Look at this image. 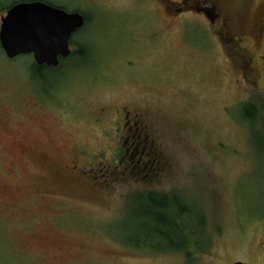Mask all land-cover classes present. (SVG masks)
<instances>
[{
	"label": "rangeland",
	"instance_id": "rangeland-1",
	"mask_svg": "<svg viewBox=\"0 0 264 264\" xmlns=\"http://www.w3.org/2000/svg\"><path fill=\"white\" fill-rule=\"evenodd\" d=\"M22 1L35 0H0V28ZM36 1L84 15L72 46L89 54L43 84L33 55L10 60L0 43V264H264V80L246 79L230 41L264 54V24L249 38L251 21L219 34L193 15L156 21L152 2ZM135 121L140 152L124 159ZM148 192L191 210L190 258L134 245L146 220L133 200Z\"/></svg>",
	"mask_w": 264,
	"mask_h": 264
},
{
	"label": "flooded vegetation",
	"instance_id": "flooded-vegetation-1",
	"mask_svg": "<svg viewBox=\"0 0 264 264\" xmlns=\"http://www.w3.org/2000/svg\"><path fill=\"white\" fill-rule=\"evenodd\" d=\"M36 1V0H35ZM140 2H152L155 5V13H154V20H159L162 21L163 23H174L177 21H180L184 19L188 15H193L192 18L197 20V21H203L206 23H209L213 26L216 25H222L223 27L219 29L218 33L223 34L221 30H225L226 28H229L230 25H241L243 22H252V27L250 31V35L247 34L249 38H251L252 34L251 32H257L259 35L262 34V29H260V25L264 24V0H260V4L258 6L257 11L252 13L249 11L250 8L248 6L252 2V0H238L239 2H243L246 4V6H242L240 9H237L236 6L233 4L237 0H139ZM25 2V1H22ZM20 2V3H22ZM29 2H34V1H29ZM44 2V1H42ZM49 5L55 6L51 3L45 2ZM18 3H15L16 5ZM13 5V6H14ZM11 6L10 8H12ZM60 9H64L63 7H58ZM9 8V9H10ZM65 10V9H64ZM67 11V10H65ZM68 12V11H67ZM1 13V11H0ZM7 13V12H6ZM71 13V12H68ZM250 13V14H249ZM6 15V14H5ZM212 15V18L209 16ZM3 15H1L2 17ZM84 16V15H83ZM85 17V16H84ZM146 20L151 22L152 18L151 17H145ZM86 23H87V18ZM85 27V26H84ZM83 27V28H84ZM82 28V29H83ZM227 30V29H226ZM79 32V31H78ZM77 32V33H78ZM76 33V34H77ZM74 34L71 38L70 42V47L72 50L71 56L68 58L70 59L73 55L74 50L72 46V40L73 37L76 35ZM234 37L236 38L230 39L231 43H233V48L235 49V52L239 58V61L242 62V69L247 75L246 79L250 80L249 78H253L252 83L259 86L260 83L264 80V54H259L258 56L256 55L255 52H252L248 47L244 46V42H247V37H242L238 36V32L234 33ZM251 42H254L255 44H259V42L256 39H251ZM238 50V51H237ZM240 52V53H239ZM23 56H19L15 59H10V60H16L18 58H22ZM68 59H61L60 61V66L57 68L54 67H47V66H37V72L38 70H42L47 68L48 70H56L60 69L62 65L63 60H68ZM244 59V60H242ZM235 60V59H234ZM235 63L238 64V62L235 60ZM244 64V65H243ZM245 67V68H244ZM254 73V76L252 75ZM249 74V75H248ZM127 115V121L128 124L132 123L133 119L131 118V113H126ZM127 128V125L123 126V129ZM127 132V131H126ZM129 133V134H128ZM131 133H135L134 135H130ZM128 137L125 138L123 147L120 148L121 152H124L125 154L123 155L124 159H127V154L132 150H136V153H139V147L141 144V129L139 128V121H135L133 127H130L128 132H127ZM133 140V141H132ZM140 140V141H139ZM18 147L25 153L28 150V147L19 144ZM146 149L145 147L143 148L142 153H145ZM140 164V162H139ZM140 165L137 167L135 166L133 170L136 168H139ZM75 167H72L69 172L76 173L79 170H75ZM82 172V171H81ZM82 174V173H81Z\"/></svg>",
	"mask_w": 264,
	"mask_h": 264
},
{
	"label": "water",
	"instance_id": "water-1",
	"mask_svg": "<svg viewBox=\"0 0 264 264\" xmlns=\"http://www.w3.org/2000/svg\"><path fill=\"white\" fill-rule=\"evenodd\" d=\"M85 25L79 12L68 13L42 1L22 2L1 17L0 43L9 59L33 55L38 66L57 68L61 59L71 56V38Z\"/></svg>",
	"mask_w": 264,
	"mask_h": 264
},
{
	"label": "trees",
	"instance_id": "trees-1",
	"mask_svg": "<svg viewBox=\"0 0 264 264\" xmlns=\"http://www.w3.org/2000/svg\"><path fill=\"white\" fill-rule=\"evenodd\" d=\"M86 48L84 45L81 46L78 52L73 53L72 57L74 56L76 60H85L89 54ZM65 61L67 60L62 61V65L65 64ZM38 71L36 73L37 78L44 84L47 79L46 73L50 71L47 68ZM256 116V107L249 104L244 105L243 117L245 120L256 125ZM133 205L146 220L141 224V237L132 238L135 246L139 245L137 243L145 241V243H150L156 249L164 252H183L189 258L192 256L191 246L194 244V238L181 222V219L187 214H191V210L181 199L168 197L158 192H148L146 195L135 196ZM163 241L168 244L167 247L161 246Z\"/></svg>",
	"mask_w": 264,
	"mask_h": 264
}]
</instances>
